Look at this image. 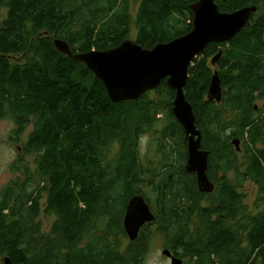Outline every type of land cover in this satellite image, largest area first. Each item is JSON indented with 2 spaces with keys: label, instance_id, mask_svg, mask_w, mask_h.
<instances>
[{
  "label": "trees",
  "instance_id": "16d2710c",
  "mask_svg": "<svg viewBox=\"0 0 264 264\" xmlns=\"http://www.w3.org/2000/svg\"><path fill=\"white\" fill-rule=\"evenodd\" d=\"M198 1L137 2L135 41L153 48L190 32L192 5ZM216 2L224 12L258 7L247 27L228 42L242 82L236 83L234 108L247 107H241V133L252 135L246 141L249 168L237 170L238 180L249 176L260 187L263 210L248 213L236 191L209 195V205L201 206L199 190L191 188L195 193L188 195L172 188L157 213V230L143 229L120 251L119 239L127 235L122 215L135 195L146 194L133 185L151 182L143 178L148 171L134 137L149 128L150 117H157V102L147 97L151 91L139 100L113 102L104 82L84 61L59 51L55 39L66 40L74 54L117 47L131 35L132 1L0 0V119L15 122L12 140L32 126L25 152L37 153L34 170L23 159L15 162L13 169L21 175L0 190V257L16 264H144L154 237L163 234L166 247L185 264H264V113L253 114L256 78L264 76V0ZM218 47L211 43L189 70L185 92L198 121H210L212 115L211 102L204 100L214 75L208 58ZM156 92L172 112L175 90L165 80ZM176 125L185 137L177 120ZM116 144L118 152L111 157ZM44 199L46 212L58 216L47 233L37 222ZM103 202L119 212L117 220L103 216Z\"/></svg>",
  "mask_w": 264,
  "mask_h": 264
},
{
  "label": "water",
  "instance_id": "95a60500",
  "mask_svg": "<svg viewBox=\"0 0 264 264\" xmlns=\"http://www.w3.org/2000/svg\"><path fill=\"white\" fill-rule=\"evenodd\" d=\"M194 11L193 29L169 42L158 43L146 48L138 42L127 39L121 45L108 50H92L76 53L70 44L55 39L59 51L84 61L101 79L110 99L115 102L139 100L146 93L159 88L166 80L176 91L173 112L183 125L189 138L188 169L197 172L200 190L212 193L215 184L207 174L209 153L202 151V133L196 124L193 105L186 96L185 88L190 77V67L206 48L213 42L224 43L232 40L244 30L257 6H246L233 12L221 11L216 0H199L192 5ZM218 55L214 60L219 59ZM211 98L221 101L223 89L219 72L212 77L209 90ZM236 141V145H238ZM157 221V215L143 195H135L129 202L124 225L132 241H136L142 228ZM164 255L172 258V264H185L184 259L173 255L169 249ZM0 264H16L6 257Z\"/></svg>",
  "mask_w": 264,
  "mask_h": 264
},
{
  "label": "rangeland",
  "instance_id": "374dc122",
  "mask_svg": "<svg viewBox=\"0 0 264 264\" xmlns=\"http://www.w3.org/2000/svg\"><path fill=\"white\" fill-rule=\"evenodd\" d=\"M131 1L132 26L129 39L135 41L138 35V30L134 22V20H136V13L138 10V6L136 3L140 2L141 0ZM6 13L7 10H4L5 15ZM211 62L212 59L210 63ZM147 97L157 102L159 113L157 117H152V120H150L151 125H146L149 128L141 132L138 137H134V142L139 148V158L142 162L141 164L144 165V168L148 171L143 178H149L151 182H136L133 185V189L136 192L146 193L145 195L150 199V203L153 209L156 213H158L160 207L157 205V201L159 199V191L157 190L161 191L162 188H158L160 187V182L167 180V177L165 176L163 171L165 166H162V164L166 160L165 151L171 156L170 159L172 160V163L175 162L174 160H180L181 158L179 156L183 152L184 137L182 133H178V127L176 125V120L178 121V119L176 118L174 112H171L165 107V105H167L166 98L160 96V94L158 95V92L155 91L150 92ZM133 112L136 113V108L131 109V113ZM237 116L238 114L236 113L235 117L237 118ZM130 124L135 125L133 131L136 130L137 125L139 126L138 121L135 117L131 120ZM237 124H239L238 121ZM15 127V122L11 118L0 119V190H2L7 184H9L10 181L21 175L20 172H17L13 169L12 165L15 162L23 159V164L29 165L31 170H34L36 166L35 160L37 159V153L27 154L25 152V145L28 142L30 132L32 131L33 127L30 126L19 140H12L13 130ZM163 146L165 148H163ZM118 149L119 145L116 144L111 153V157H114L116 155ZM249 152L250 151L246 152L245 149L240 153V157L238 158L239 160L237 162L238 165L235 167V172L228 174L229 179L235 184L236 187L237 185L240 186V182L238 181L239 174L237 173V170H239V172H244L247 170L250 157ZM175 155L178 156L177 159L174 158ZM176 163L177 165L179 164V162ZM181 168L182 167L178 168V170L176 171L177 177L179 172H181L182 170ZM238 190L243 196V204L248 207V213L256 215L263 210L261 200H259L260 187L255 182L250 180V182H247L245 184V190H243V188H239ZM207 200L208 196H202V198L199 200L200 205H209ZM45 204L46 200L44 199L43 211L37 220V222L41 226V230L43 233L49 232L53 224L58 220V216L55 213L50 214L46 212ZM100 212L103 213L104 217H109L112 214L116 218V220L120 216L119 212L107 209V206L104 202L101 203ZM125 214L122 215V224L124 228ZM156 222L154 223L150 231L155 232L157 230L158 224ZM112 239H114V237H112ZM119 242L120 251L123 252L127 249L129 244L131 243V240L127 234L121 235ZM165 246V236L163 234L156 235L152 242V250L149 253L148 258L146 259L144 264H172L169 260H166L163 253ZM5 258V256L0 257V262H3Z\"/></svg>",
  "mask_w": 264,
  "mask_h": 264
},
{
  "label": "flooded vegetation",
  "instance_id": "af4514ba",
  "mask_svg": "<svg viewBox=\"0 0 264 264\" xmlns=\"http://www.w3.org/2000/svg\"><path fill=\"white\" fill-rule=\"evenodd\" d=\"M231 49H233L231 43L229 42L219 43L217 52L208 58L209 64L213 68L214 73L216 71L219 72L221 78V86L223 89V96L221 101H219L217 99L211 98L209 93L207 94L204 103L209 101L212 104L211 106H209V111H211L212 113L211 118L209 119L210 121H206L204 117L198 121L196 115V124L198 129L202 133V144L200 149L204 152L209 153L207 174L209 179L215 184V190L212 193L202 192L200 190L197 172H192L188 169L189 138L186 134L185 128L183 127L185 137H184L183 152L179 156L181 159L174 160L175 162L172 163V160L170 159L171 156L166 152V160L162 164V166H165L163 171L167 177V180L160 182L159 185L160 187L158 188H162V190L161 191L157 190L159 191V199H158L159 202L157 201V205L160 207V209H163V205L165 202V195L168 192V190H171L172 188L176 189L177 187H180V189L185 194L188 193V195H189V191L191 192L190 193L191 195H194L195 191L199 190L200 193L204 194L200 196L197 195L199 199H201L202 196H209L213 194H217L218 197L219 194H223L225 190L231 191L232 194L234 193V191H236L237 194L239 195V198L241 200L243 198V196L241 195L238 189L243 188V190H245V184L247 182H250V177L249 176L244 177L243 181L238 180L240 182V186L237 185L236 187L235 184L229 179L228 174L235 172V167H234L235 158L236 157L239 158L240 153L243 152L245 149L246 152L249 151L247 148L246 141L249 140L252 135L248 133V135L246 134V136H243L241 133V127L243 124V121L241 122L240 120L241 118L240 115L243 113L241 107H244L245 110L247 109V107L244 106V104L242 103L241 106L234 108L236 104L235 98L236 95L239 93L238 89L236 88V83L237 82L242 83V82L238 81L241 77L240 76L241 73L239 69H234V60L232 58L233 54L231 52ZM201 55L204 56L203 54ZM218 55H220L219 59L215 63H213V60ZM211 59L212 62L210 63ZM222 63L226 64V67L223 66ZM241 72L243 73L244 70L241 69ZM250 73L251 70H249V72L245 74V77L247 78V76L250 75ZM259 79H260V82H258L259 87L257 89H254L255 92L254 98L256 99V101H255V111L253 112V114L255 117H259L260 113H264V76L257 77L256 81H258ZM157 89L152 91L156 92ZM236 113L238 114L237 118L235 117ZM237 119L239 124H237L236 122ZM150 120H152L151 117ZM258 125L259 122L257 121L253 125V127H256ZM261 127H263L264 129V124H262ZM252 130L254 129L251 128L248 131L251 132ZM236 141H238L239 143L238 145H236ZM174 158L177 159L178 156L175 155ZM176 162H179V164L177 165ZM180 167H182L181 168L182 170L181 172H179L177 177L176 171ZM248 168H249V163H248ZM238 179H240V177ZM191 188L195 191H191ZM144 197L150 203V199L146 196ZM153 211L155 212L154 209ZM152 224L153 223L146 224L142 228V230L147 228L150 231V229L153 226ZM165 249H169L173 255L182 257L179 253H176L169 246L168 247L165 246ZM165 258L166 260H169L172 263V258L170 256L165 255Z\"/></svg>",
  "mask_w": 264,
  "mask_h": 264
},
{
  "label": "bare ground",
  "instance_id": "6f19581e",
  "mask_svg": "<svg viewBox=\"0 0 264 264\" xmlns=\"http://www.w3.org/2000/svg\"><path fill=\"white\" fill-rule=\"evenodd\" d=\"M66 41V40H65ZM28 147V146H27ZM18 164V163H17ZM166 176V175H165ZM185 177V176H184ZM33 182V181H32ZM139 183V182H138ZM146 196V195H145ZM209 200V199H208ZM159 202V201H158ZM202 203V202H201ZM51 206V205H50ZM198 206V205H197ZM165 210V209H164ZM188 212V211H187ZM50 213V212H49ZM181 216V215H180ZM240 234V233H239ZM38 260V259H37ZM49 264V263H48ZM51 264V263H50Z\"/></svg>",
  "mask_w": 264,
  "mask_h": 264
}]
</instances>
